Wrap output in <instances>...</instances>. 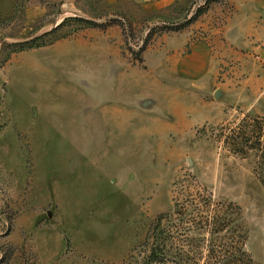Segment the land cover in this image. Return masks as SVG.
Instances as JSON below:
<instances>
[{
  "label": "rangeland",
  "instance_id": "1",
  "mask_svg": "<svg viewBox=\"0 0 264 264\" xmlns=\"http://www.w3.org/2000/svg\"><path fill=\"white\" fill-rule=\"evenodd\" d=\"M9 1L0 0V264H226L221 237L210 253L208 197L240 207L247 251L264 264L255 154H233L223 130L264 117V43L248 66L227 63L218 82L229 104L186 139L152 134L148 117L118 127L116 146L107 128L103 141L77 143L70 132L90 133L76 112L83 100L163 112L176 98V35L218 0ZM78 145L88 157L70 154Z\"/></svg>",
  "mask_w": 264,
  "mask_h": 264
},
{
  "label": "crops",
  "instance_id": "2",
  "mask_svg": "<svg viewBox=\"0 0 264 264\" xmlns=\"http://www.w3.org/2000/svg\"><path fill=\"white\" fill-rule=\"evenodd\" d=\"M187 1L189 0H176V3L183 5ZM217 2L201 21L176 35V55L172 57L171 71L167 70L176 79V88L172 87L168 93L176 94V98L163 107V112L150 110L145 114L132 104L118 105L116 100H83L77 105L76 112L83 117L84 124L88 126L86 131L89 129L90 133L74 135L70 132L69 140L77 143L103 141V132L107 128L108 138L116 146L118 127L127 126L133 121L143 124V120L149 117L152 119L149 125L152 134L165 136L171 132L176 134V140L180 141L189 136L192 129L198 126V122H207L215 116L219 117L222 108L230 101L226 85L219 83L218 77L231 60L239 62L243 67L248 66L251 53L257 49L256 44L264 43V0ZM11 4L10 0L9 6H12ZM3 12H7L4 6L3 10L0 9V14ZM199 28L207 32L206 39L195 33ZM217 90L221 92L219 102L214 98ZM112 92L116 99L115 86L110 87L109 96ZM215 102L218 105L215 108L216 113L212 114L210 105ZM72 114L68 108L66 117L70 118ZM158 117L164 118V121L157 123L154 119ZM77 148L70 153L72 156L77 159L88 157L86 150L80 149L79 145ZM94 154L100 157L102 152L95 151ZM113 164L115 167V159Z\"/></svg>",
  "mask_w": 264,
  "mask_h": 264
},
{
  "label": "trees",
  "instance_id": "3",
  "mask_svg": "<svg viewBox=\"0 0 264 264\" xmlns=\"http://www.w3.org/2000/svg\"><path fill=\"white\" fill-rule=\"evenodd\" d=\"M225 145L230 151L245 159L250 153L255 154L256 166L255 175L264 186V117L249 118L246 117L236 127L225 126ZM207 214H205L204 225L207 233L213 236L210 253L215 255V245L213 242L223 240V250L226 255V264H256L251 254L247 251L248 231L242 224L241 209L233 203L214 204L212 198L208 197L205 201ZM193 204V202H191ZM176 215H182L183 212L176 205ZM169 213L158 216L157 223L166 219ZM202 224V223H201ZM213 259V257H211Z\"/></svg>",
  "mask_w": 264,
  "mask_h": 264
},
{
  "label": "water",
  "instance_id": "4",
  "mask_svg": "<svg viewBox=\"0 0 264 264\" xmlns=\"http://www.w3.org/2000/svg\"><path fill=\"white\" fill-rule=\"evenodd\" d=\"M220 95H221L220 90H217L216 93H215V95H214V98L215 99H218L220 97Z\"/></svg>",
  "mask_w": 264,
  "mask_h": 264
}]
</instances>
